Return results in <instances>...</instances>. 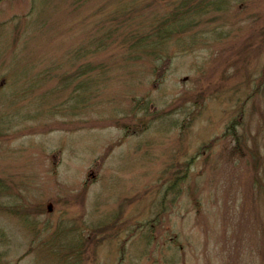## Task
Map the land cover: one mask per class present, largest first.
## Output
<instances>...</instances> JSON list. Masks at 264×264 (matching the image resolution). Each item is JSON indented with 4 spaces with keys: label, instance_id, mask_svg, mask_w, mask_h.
<instances>
[{
    "label": "rangeland",
    "instance_id": "obj_1",
    "mask_svg": "<svg viewBox=\"0 0 264 264\" xmlns=\"http://www.w3.org/2000/svg\"><path fill=\"white\" fill-rule=\"evenodd\" d=\"M170 1L0 0V264H264V0Z\"/></svg>",
    "mask_w": 264,
    "mask_h": 264
},
{
    "label": "trees",
    "instance_id": "obj_2",
    "mask_svg": "<svg viewBox=\"0 0 264 264\" xmlns=\"http://www.w3.org/2000/svg\"><path fill=\"white\" fill-rule=\"evenodd\" d=\"M228 4V0H172L170 1L168 5V9L165 11L161 18H153L152 19V25H151V32H148V35L151 36V45L157 44L159 40L164 39L166 36H169L172 31L179 32L180 27H182V24L185 21H195L197 20L196 17L200 16L202 14H206L207 12L216 11L219 10L224 5ZM196 22H193V24H196ZM169 35H168V34ZM145 36L141 37V41L143 42L145 39ZM139 41V42H141ZM143 47L145 43H142ZM153 70L156 72V67H153ZM264 65L260 74V78H257L255 81V88L254 91L256 92L259 87L263 86L264 84ZM263 84V85H262ZM233 120H235L233 122ZM229 125L226 126L225 132L230 134L233 137L234 140V147L235 149H239L240 146H238V143L235 141L236 131H235V125L238 124L237 119H233ZM188 162L183 163V171L186 172V166ZM182 178L180 175H175L173 179L174 185L178 183V181ZM2 187V185H0ZM0 212L4 213L6 215H10L13 217H16L18 220L22 221H28L26 219H29L30 217L29 213L27 211H24L22 208L18 207L15 204H9L7 206L0 205ZM86 239V237H85ZM70 244H66L65 248L62 245V249L58 250L54 255L56 256V259L58 260V264H71L70 258L74 261V258L77 256L78 249L76 246L70 247ZM75 249V250H74ZM50 250V248H49Z\"/></svg>",
    "mask_w": 264,
    "mask_h": 264
}]
</instances>
